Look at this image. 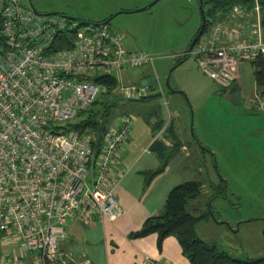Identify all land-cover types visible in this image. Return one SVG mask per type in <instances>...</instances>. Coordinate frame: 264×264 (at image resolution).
Returning a JSON list of instances; mask_svg holds the SVG:
<instances>
[{
    "label": "built area",
    "instance_id": "built-area-1",
    "mask_svg": "<svg viewBox=\"0 0 264 264\" xmlns=\"http://www.w3.org/2000/svg\"><path fill=\"white\" fill-rule=\"evenodd\" d=\"M124 38L107 23L0 0V264H27L2 251L6 242L36 252L35 264H70L61 249L69 219L113 222L123 215L114 192L126 170L115 165L131 133V116L115 118L95 158L91 133L66 126L105 92L94 76L154 62L142 51H128ZM191 56L224 91L239 82L245 63L264 65L257 0L217 13ZM117 91L126 100H140L149 89L121 84ZM246 105L264 111V98L256 92Z\"/></svg>",
    "mask_w": 264,
    "mask_h": 264
},
{
    "label": "rangeland",
    "instance_id": "rangeland-1",
    "mask_svg": "<svg viewBox=\"0 0 264 264\" xmlns=\"http://www.w3.org/2000/svg\"><path fill=\"white\" fill-rule=\"evenodd\" d=\"M155 1L22 0V5L33 6L39 12H64L77 20L110 18L113 31L134 40L137 50L155 58L152 65L127 67L112 74L123 85L137 87L143 75L157 77L156 88L162 87L167 105L161 95L150 103L132 104L115 91L111 98H115L116 105L109 112L110 120L123 113L141 114L144 106H157L164 112V118L168 112L172 113L174 124L183 126L189 139L201 141L202 147H210L215 157L209 155L208 149L203 152L205 171L200 176L201 192L193 201L199 209L196 215L209 214L199 222L198 236L233 259L264 258V130H257L255 123L247 124L243 120L244 116L264 114L246 107L255 92L254 67L249 63L241 67L242 89L234 101L228 95L231 90H222L200 72L193 56L177 64L179 55L185 52L201 25L198 0ZM143 8L146 9L141 10ZM207 8L208 5H204L205 11ZM121 9L130 11L121 12ZM167 80L171 88L166 86ZM107 97L101 93L97 100L103 102ZM97 108L98 103L93 110ZM78 120L79 117L74 122ZM206 123L208 127L219 124L224 128V143L217 145L207 141L201 134V126ZM222 182L226 190H221L217 196L211 185L220 186Z\"/></svg>",
    "mask_w": 264,
    "mask_h": 264
},
{
    "label": "crops",
    "instance_id": "crops-1",
    "mask_svg": "<svg viewBox=\"0 0 264 264\" xmlns=\"http://www.w3.org/2000/svg\"><path fill=\"white\" fill-rule=\"evenodd\" d=\"M146 7L148 8V6ZM32 8L37 11L33 6ZM126 11H130V9H121V12ZM40 13H59L74 18L64 12L54 10ZM110 17L114 16L110 15ZM78 19L81 22L110 24V18L98 21ZM124 45L130 52L139 51L137 50L138 44L126 36ZM183 53L179 55L177 61L182 58ZM195 64L200 70L196 61ZM200 72L202 73L201 70ZM152 77L156 79L155 82L157 83V77L151 75H143L140 80L143 81ZM116 80L117 91L122 82H119L117 78ZM241 89L242 86L238 82L227 94L232 96V100L235 101ZM254 90L255 94L257 92L256 85ZM158 95H161L163 99L165 98L160 85L157 91L155 89L153 92L149 91L143 99L127 101L132 104L150 103L149 101ZM164 104L167 105L165 99ZM144 107L145 109L141 114L123 113L131 116L133 121L131 133L120 147L115 165L117 169L123 168L126 170L114 192L117 202L123 210V215L113 222L101 220L97 216L86 220L78 216L69 219L67 222L68 237L62 244L61 249L64 255L69 258L70 264L81 262H87L86 264H148V261L191 264L183 255L181 247L174 236L165 237L160 249L157 246V233L137 238L131 236L142 228L148 218L163 213L166 198L173 187L188 181L201 182L200 176L205 171V165L202 164L204 150H201L198 145V143L201 144V141L197 139V143L194 138L189 139L185 128L180 125L177 127L174 124L172 113L168 112V116L164 118V112L160 111L159 107ZM258 112L264 113V111ZM211 119L214 121L215 118L212 117ZM243 120H246L247 124L255 123L257 130H264V114L260 117L257 114L249 117L244 116ZM209 126L207 123L201 126V134L207 138V141L217 145L224 143V128L219 124H217V127L212 124ZM204 148L210 151L209 155L212 158L215 157V153L210 147L206 146ZM211 186L212 189L218 187L213 183ZM194 200H190L187 207L190 213L196 214L199 209L194 205ZM199 227L198 222L196 225L197 234ZM2 251L10 256L23 257L27 264H35V258L37 257L36 252H24L13 242L2 244Z\"/></svg>",
    "mask_w": 264,
    "mask_h": 264
},
{
    "label": "trees",
    "instance_id": "trees-1",
    "mask_svg": "<svg viewBox=\"0 0 264 264\" xmlns=\"http://www.w3.org/2000/svg\"><path fill=\"white\" fill-rule=\"evenodd\" d=\"M257 2L261 8L264 32V0H257ZM202 3L203 8L204 5H208L207 10H204L206 17L205 29L209 19L214 18L217 13L228 11L233 5L252 6L255 0H202ZM253 67L257 93L263 97L264 65L259 61L254 63ZM92 80L105 87L104 94L108 97L103 99V102L95 100L93 104L75 117H79V120L74 122V118L67 124L66 129L91 133L93 158H95L100 151L103 133L112 122L109 112L116 105L115 98L112 100L111 97L116 91L117 80L113 75H96ZM97 103L99 104V108L93 110ZM213 189L218 196L220 192L224 191L225 183L222 182L220 186L213 187ZM200 192L201 182L199 181H188L173 187L166 198L163 213L148 218L142 228L131 236L137 238L151 233H157V246L159 249L165 237L174 236L181 247L183 255L191 264H264V258L246 260L233 259L228 253L219 251L215 245H209L199 238L196 232V225L201 220L206 219L209 214L206 212L200 213L199 215L190 213L187 206L188 202L197 198Z\"/></svg>",
    "mask_w": 264,
    "mask_h": 264
},
{
    "label": "water",
    "instance_id": "water-1",
    "mask_svg": "<svg viewBox=\"0 0 264 264\" xmlns=\"http://www.w3.org/2000/svg\"><path fill=\"white\" fill-rule=\"evenodd\" d=\"M157 1V0H156ZM155 1V2H156ZM154 2V3H155ZM198 3H199V10H200V15H201V25H200V28L198 30V32L196 33V35L193 37V39L191 40L189 46L187 47L186 51L183 53L182 55V59L180 61H177V64H180V63H183L186 59H188L191 55V51L198 39V37L200 36V34L202 33L203 29H204V26H205V22H206V17H205V14H204V9H203V3H202V0H198ZM147 8V7H146ZM146 8H143L141 10H145ZM70 18V17H69ZM70 19H73V20H76L75 18H70ZM141 86H147L149 91L153 92L154 89H155V78H148V79H144L143 81H141ZM166 86L168 88H171L170 85H169V82L168 80L166 81ZM174 91V90H173ZM179 94L183 95V92L181 91H177ZM191 134H192V129H191ZM193 135V134H192ZM198 143V142H197ZM199 147L204 150L205 148L201 146L200 143H198Z\"/></svg>",
    "mask_w": 264,
    "mask_h": 264
}]
</instances>
